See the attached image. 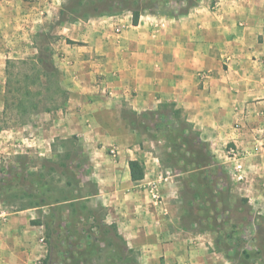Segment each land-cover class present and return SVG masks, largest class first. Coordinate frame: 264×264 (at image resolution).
Masks as SVG:
<instances>
[{"label": "rangeland", "instance_id": "1", "mask_svg": "<svg viewBox=\"0 0 264 264\" xmlns=\"http://www.w3.org/2000/svg\"><path fill=\"white\" fill-rule=\"evenodd\" d=\"M23 1L31 6L40 0ZM41 1L39 6H51L56 0ZM190 1L202 0H57L53 17L37 20L30 33L31 54L18 57L10 47L6 58L0 55V223L18 211L30 217L38 247L31 264H153L151 258L144 260V249L124 239L132 248L127 252L112 231L102 233L100 228L114 223L105 222L106 210L89 198L96 191L86 173L90 150L75 134L54 132L57 113L67 102L59 49L79 43L59 34V28H77L101 16L113 22V31L117 23L130 28L132 8L140 14H169L170 3H180L174 14L180 15ZM206 1L213 11L219 7V0ZM8 59L15 61L9 75ZM136 94L127 90L128 97ZM120 117L126 129L120 134L122 147L108 132L103 151L117 158L122 149L138 159L147 175L143 186L154 203L177 212L178 251L159 253L154 264H264V136L251 137L261 140L253 149L224 133L201 138L186 114L167 101L139 111L124 103ZM205 160L208 164L198 167Z\"/></svg>", "mask_w": 264, "mask_h": 264}, {"label": "crops", "instance_id": "2", "mask_svg": "<svg viewBox=\"0 0 264 264\" xmlns=\"http://www.w3.org/2000/svg\"><path fill=\"white\" fill-rule=\"evenodd\" d=\"M39 3L0 0L3 58L10 47L18 57L32 53L36 21L53 17L59 4ZM170 4L169 14L141 13L136 25L128 21L130 28L119 33L105 16L59 28V34L79 43L59 49L67 102L57 113L54 132L75 134L90 150L86 173L96 191L89 198L104 207L105 222H113L128 245L144 249V260L151 258L153 264L159 253L178 251L181 230L177 212L155 204L144 188L147 175L130 178L133 157L122 149L117 158L103 151L108 132L122 147V105L139 111L174 102L201 138L224 133L242 148L253 149L261 140L251 137L264 136V0H219L215 11L202 0L180 15H174L180 3ZM131 88L137 94L128 97ZM29 218L18 211L0 223V264L36 260L37 232Z\"/></svg>", "mask_w": 264, "mask_h": 264}, {"label": "trees", "instance_id": "3", "mask_svg": "<svg viewBox=\"0 0 264 264\" xmlns=\"http://www.w3.org/2000/svg\"><path fill=\"white\" fill-rule=\"evenodd\" d=\"M189 4H191V1L189 2ZM193 4H194V1H193V3L190 6H192ZM131 14H132L131 23L133 25H136L138 23V18H139V15H140V10L139 9L132 8ZM67 41L70 42V43L72 42L71 40H67ZM14 65H15V61H13V60L8 59L6 61V73L8 75H9V68L13 67ZM32 68H34V67L32 66ZM40 75H42L44 77H47V73L45 71H42V73ZM37 76H38V74H37ZM27 102H28L29 105H32L33 100L32 99H29V100H27ZM173 114L175 116L179 115L178 109H175L174 112H173ZM207 164L208 163L205 160L202 163H198V167H200L202 165L203 166H206ZM128 167H129L130 178L132 180H134V181L135 180H140V179H142L144 177V167H143V164L138 159H130L128 161ZM31 222L33 223V221H31ZM96 227H98V226L96 225ZM105 228H107V229H105ZM100 229H101L102 233H107L109 231H112L113 237H116V238H118L120 240V242L122 243L121 246H122L123 249L126 248L127 252L132 250V248H128L127 247L126 242H125L123 236L118 232L117 227H116L115 224L114 225L113 224H111V225H105L104 228H100ZM67 231L68 230H66V232ZM70 237H72V234L71 233L70 234H67L66 236H64L63 237V240H67ZM68 245L71 248L73 246L71 244H68ZM48 258H49V255L47 254L46 257L44 258V260L46 261Z\"/></svg>", "mask_w": 264, "mask_h": 264}, {"label": "built area", "instance_id": "4", "mask_svg": "<svg viewBox=\"0 0 264 264\" xmlns=\"http://www.w3.org/2000/svg\"><path fill=\"white\" fill-rule=\"evenodd\" d=\"M125 27L124 23H117V27L115 29L116 32H120Z\"/></svg>", "mask_w": 264, "mask_h": 264}]
</instances>
